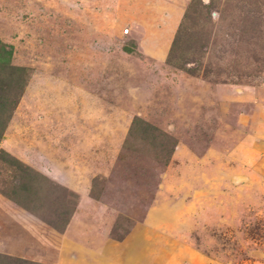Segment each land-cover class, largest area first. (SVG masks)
I'll return each instance as SVG.
<instances>
[{
  "label": "rangeland",
  "instance_id": "1",
  "mask_svg": "<svg viewBox=\"0 0 264 264\" xmlns=\"http://www.w3.org/2000/svg\"><path fill=\"white\" fill-rule=\"evenodd\" d=\"M0 41V264H264V0H0Z\"/></svg>",
  "mask_w": 264,
  "mask_h": 264
},
{
  "label": "crops",
  "instance_id": "2",
  "mask_svg": "<svg viewBox=\"0 0 264 264\" xmlns=\"http://www.w3.org/2000/svg\"><path fill=\"white\" fill-rule=\"evenodd\" d=\"M12 59V49L10 45L0 41V67L10 64Z\"/></svg>",
  "mask_w": 264,
  "mask_h": 264
},
{
  "label": "trees",
  "instance_id": "3",
  "mask_svg": "<svg viewBox=\"0 0 264 264\" xmlns=\"http://www.w3.org/2000/svg\"><path fill=\"white\" fill-rule=\"evenodd\" d=\"M0 137H1V135H0ZM10 200H11L12 202H14L15 204H20L19 201H18L17 199H10ZM20 205L23 206L22 203H21ZM51 225H52L55 229H57V226H56L55 224L52 223ZM61 226H62V225H61ZM61 228H62V227H61ZM59 229H60V228H59ZM59 229H58V230H59Z\"/></svg>",
  "mask_w": 264,
  "mask_h": 264
}]
</instances>
